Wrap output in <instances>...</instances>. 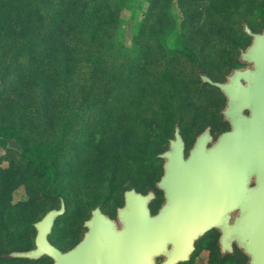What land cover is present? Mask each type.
I'll return each instance as SVG.
<instances>
[{
  "label": "trees",
  "instance_id": "1",
  "mask_svg": "<svg viewBox=\"0 0 264 264\" xmlns=\"http://www.w3.org/2000/svg\"><path fill=\"white\" fill-rule=\"evenodd\" d=\"M127 1L0 0V148L20 152V160L0 167V202L5 207L9 194L21 186H34L41 178L58 180L61 163L55 167V152L62 151L68 138L78 137L89 119L99 121L94 126L103 130L100 143L121 137L132 124L160 119L157 110L149 111L157 99L158 70L147 69L144 58L155 53L153 62L167 56L172 61L177 58L171 56L173 50L185 55L184 43L190 47L192 38L183 42L182 28L195 26L201 13L184 18L174 9L189 11L198 1L153 0L152 13L139 21L137 16L145 12L136 11L130 22L138 30L124 38L120 31ZM209 2L215 8L226 4ZM175 38L181 43L172 48ZM127 136L133 153L139 148L137 137L134 132ZM110 143L91 151L114 166L124 153L117 140ZM12 219L7 214L6 222Z\"/></svg>",
  "mask_w": 264,
  "mask_h": 264
},
{
  "label": "rangeland",
  "instance_id": "2",
  "mask_svg": "<svg viewBox=\"0 0 264 264\" xmlns=\"http://www.w3.org/2000/svg\"><path fill=\"white\" fill-rule=\"evenodd\" d=\"M139 1L145 5L143 10L140 9ZM139 1L131 0L123 4L124 22L120 35L124 38H130L138 30L137 24L130 22L134 19L136 11L145 12V15L137 16L139 21L152 13L149 8L153 0ZM197 1L189 11L178 7L174 9L176 15L184 18L201 13L197 15L199 19L195 26L187 24L182 28L187 37H183V42L192 38L190 47L184 43L185 55L171 50V56H174V53L177 55L172 61L167 59V56L153 62L155 53H150L151 58H144L149 60L147 69L158 70L155 75L160 81L156 92L157 99L149 111L157 110L160 119L141 126L132 124L134 126L126 130L121 137L109 138L104 143L98 142L103 130L94 126L99 121L89 119L88 123L83 124V129L80 130L83 134L80 133L74 139L68 138L62 151L55 152V167L61 163L57 168L58 180L48 183L46 178H41L39 184L21 186L9 194L6 207L0 202V212L4 213L2 223L5 224H0V229L4 228L0 232V264H51V261L45 258L36 262L34 259L12 255L13 252L34 248V224L48 210L61 209L63 206L64 211H69L68 216L72 217V221L76 216L87 217L94 206L103 205L110 208L111 202H119L124 198L127 189L136 188L147 192L154 188L157 180L160 165L158 154L167 148L169 139L175 137L177 128L186 139L193 138L208 125H213L218 131L222 129L217 122L223 118L224 98L221 91L203 77L223 82L232 69L240 65V53L252 39L247 29L252 32L264 30V0H224L225 6L218 8L211 6L210 0ZM149 24L151 25L150 22ZM161 25L162 29L167 28L166 22ZM180 43L176 38L170 41L172 48ZM91 130L92 137L88 138L87 133ZM133 132L139 148L132 153V138L127 136V133ZM110 139L117 140L119 149L124 153L122 159L114 166L111 159L101 160L100 155L91 151L95 147L110 146ZM9 147L0 148V167L8 166L14 159L20 160L17 158L20 152L17 153ZM97 159L99 162H96ZM100 161L105 163L102 165ZM190 196L182 195L175 199L189 200ZM188 204L193 205L191 202ZM178 207L182 208L181 205L175 204L171 212ZM7 214L13 215L9 223L6 222ZM61 223L62 219L59 218L57 231L55 230L52 236L57 242H60ZM79 235L69 232L71 240L77 239ZM68 247L69 245L66 248Z\"/></svg>",
  "mask_w": 264,
  "mask_h": 264
},
{
  "label": "water",
  "instance_id": "3",
  "mask_svg": "<svg viewBox=\"0 0 264 264\" xmlns=\"http://www.w3.org/2000/svg\"><path fill=\"white\" fill-rule=\"evenodd\" d=\"M247 31L252 36V43L240 56L247 65L233 68L223 82L203 77L226 95L227 105L223 113L232 121L231 129L221 133L212 147L207 146L211 141L207 129L198 136L186 160L184 141L177 128L175 137L165 150V174L158 185L166 192L168 203L165 210L168 211L171 202L175 200L172 186L177 173L188 174L185 172L187 170L191 171L190 174L206 172L215 161L218 162L217 167L223 170L226 167L228 170L236 167L242 169V180L237 183L242 181L243 189L229 192L232 200H241V193L243 198V236L239 243L249 257V264H264V30ZM245 110L249 113H245ZM202 154L209 157L204 159ZM181 182L185 183L183 180ZM190 182L194 185L203 183L194 178ZM196 189L197 193L204 195L208 192L206 188ZM154 198L153 190L148 193L138 192L134 188L125 191V200L144 206L147 216H141L139 212H131L134 214L129 215V210L134 211L135 207L127 204L119 211L118 224L115 220L103 217L97 209L95 216L86 222L89 230L83 239L67 251H62L49 239L54 223L62 215L64 207L50 209L34 224L37 231L35 247L13 252L12 255L30 259L47 255L53 259V264H157L156 258L159 255L168 257L163 264H176L179 260L188 259L194 247L195 235L186 241L180 255H176L168 246L172 244L176 247V239L168 236L158 239L157 216L151 214L149 207V202ZM232 206L235 207L234 204ZM166 224L167 221L165 230L173 231L174 227Z\"/></svg>",
  "mask_w": 264,
  "mask_h": 264
},
{
  "label": "flooded vegetation",
  "instance_id": "4",
  "mask_svg": "<svg viewBox=\"0 0 264 264\" xmlns=\"http://www.w3.org/2000/svg\"><path fill=\"white\" fill-rule=\"evenodd\" d=\"M251 43L252 39L244 50H246ZM239 61L240 65L238 67L247 65V63L243 62L240 57ZM221 93L224 98V106L222 109L223 118L217 123H219L220 129H222L218 131V129H216L213 125H208V127H205V129L191 139H186L182 136L185 145L186 160L190 155V150L197 142L198 136L206 132L207 129H209L208 131L211 135V141L207 144L208 147H212L217 142L221 133L231 129L232 121L227 119L223 113V110L227 105V97L222 91ZM245 113L248 114L249 111L245 110ZM169 145L170 139L166 149L169 148ZM165 150L158 154L160 165L158 167L157 180L154 188L150 189L155 193V198L149 202V207L151 209V214L157 216L158 239L161 240L167 236L176 239V247H173L172 244H169L168 246L176 253V255H180L183 253L186 241L195 235L194 247L188 254V259L179 260L176 264H249V257L243 251L239 243L240 237L243 236L242 193L240 194L241 200H238V198H236V200H232L229 196L230 190L241 191L243 189L242 181L237 183L238 180H242V169L236 167V169L233 168V170H228L226 167L223 170L222 167H217L218 162L215 161L211 163L213 167L207 169L206 172L199 171L190 174L191 171L187 170L185 172L188 174L181 175V173H177L172 186L175 197L180 198L182 195L189 197V195H191V198L189 200L180 201L175 199L170 204V210L167 211L165 210V206L168 203L166 192L160 185H158L165 174ZM203 156L204 159L209 157L207 154H202V157ZM193 178L203 183L195 185L191 184L190 180ZM181 180L185 181V183L181 182ZM228 181H232L233 183H229ZM196 187H201L202 189L206 188L208 191L207 194L204 195L203 193H197V191H195L197 190ZM134 189L142 193H148L150 191L144 192L136 188ZM196 194L198 195V199L196 198ZM178 201L179 204H177ZM190 202L193 203V205L190 206L188 204ZM127 204H131L132 207H135L134 211L129 210V215L134 214L131 212H139L141 216H147V213L143 210L144 206L135 201L125 200L124 192V198L121 201L111 202L110 208H105L103 205L94 206L89 211V215L85 218L76 216L71 221L72 217L68 216L69 211L65 209L64 213L56 219L53 229L49 235V239L62 251H67L83 239L85 232L89 230L86 222L91 219V217L95 216L94 212L97 209L100 210L103 217L115 220L119 224V211ZM175 204L176 206L181 205L182 208L178 207L179 209L177 208L171 212ZM233 204L235 205L234 208L232 206ZM59 218L62 219V223L59 225L60 242H57V240L52 238V236L55 230L57 231L56 226ZM100 219L102 218H99L98 220ZM165 221H167V226H173L175 230L172 227L173 231H166L164 228ZM71 231L75 234H80L77 239H70L69 232L72 233ZM68 245L69 247L66 248ZM167 255H169V253ZM41 258L49 259L51 264H53V259L51 257L46 255ZM41 258L34 260L38 262ZM167 259L168 257L166 255H159L157 256L156 261L157 264H163V262L167 261Z\"/></svg>",
  "mask_w": 264,
  "mask_h": 264
}]
</instances>
